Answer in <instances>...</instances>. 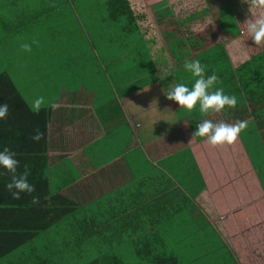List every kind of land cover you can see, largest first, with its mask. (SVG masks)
I'll use <instances>...</instances> for the list:
<instances>
[{
    "label": "crops",
    "instance_id": "crops-1",
    "mask_svg": "<svg viewBox=\"0 0 264 264\" xmlns=\"http://www.w3.org/2000/svg\"><path fill=\"white\" fill-rule=\"evenodd\" d=\"M140 1L156 31L143 34V51L129 42L122 63L112 64L109 58L104 62L103 50L100 57L95 53L92 41L80 51L88 63L77 58L73 47L23 53L22 42L41 45L48 37L62 43L59 20L29 12L44 9V2L0 0V53L11 52L19 62L0 60V73L9 74L17 87L25 61L35 64L36 82L17 88L30 109L39 92L45 99L41 109H50V191L76 211L58 225L73 231V245L86 248L82 256L88 264H142L137 249L145 243L155 254L193 264L196 251L202 257L211 253L207 227L211 238L222 242L226 237L232 264H264V164L256 162L264 160V118H246L248 127L237 143L214 147L193 136L196 126L204 119L233 124L239 119L236 108L205 116L199 106L191 112L181 109L163 92L172 82H194L183 67L186 59L200 60L207 73L223 62L217 71L228 79L261 55L264 45L254 44L243 23L251 15H264V9L252 7L250 13V0L249 6L243 0L195 5L183 0L167 5L170 15L156 16L148 0ZM222 84L226 90V82L218 87ZM44 118L12 108L0 121V134L5 133L0 151H42L43 140L30 137L36 129L43 131ZM20 132L23 137L16 135ZM2 179L7 181V175ZM58 233L51 242L65 240ZM31 261L23 256L9 264ZM62 263L73 264V256L61 258Z\"/></svg>",
    "mask_w": 264,
    "mask_h": 264
},
{
    "label": "trees",
    "instance_id": "trees-1",
    "mask_svg": "<svg viewBox=\"0 0 264 264\" xmlns=\"http://www.w3.org/2000/svg\"><path fill=\"white\" fill-rule=\"evenodd\" d=\"M142 4L140 0H108L107 10L112 23H120L125 18L126 23L123 26V30L127 29L125 33L132 34L138 31L141 40L144 42L143 34L147 36L156 29L147 23V14ZM222 63L218 62L220 64L218 68L222 66ZM217 70H211V73L206 72V74L211 75L215 72L220 81L227 84V88L224 90L225 94L236 96L238 101L236 112L238 113L237 118H239L237 121H245L246 118L253 116L257 122H260V119L264 118V52L233 70L234 74L232 73L228 79L223 77L222 73H218ZM234 79L237 80L236 84L232 82ZM192 83L189 87L192 86ZM218 86L219 84L216 87ZM221 87L224 89L223 84ZM4 103L9 105L10 112L12 108L15 111H22L24 108L31 112L11 76L5 72L0 73V104ZM39 114L46 116L43 128L45 133L43 150L39 152L34 149L29 152L23 149L14 151L20 165L18 172L22 173L25 166L29 168V182L35 186L36 191L30 195L21 194V199H14L6 188L7 183L11 180V174L0 166V264L12 263L15 259L23 256L32 258L30 264H59V260L64 257L67 258V256H73V264H88L82 256V251H85L86 248L82 247V244L73 245L75 237L73 231L66 232L67 225L61 227L58 225L67 217H73L76 211H74L73 204L69 200L58 194H52L50 191L48 181L50 109H41ZM20 134L22 132L16 133L18 137L24 136ZM18 137H15L17 143ZM3 138H5L4 131L0 134V140ZM1 174L7 175V181L1 180ZM260 178L264 181V176L260 175ZM33 196H39V204L32 203ZM63 230L65 232H61ZM57 231H59L57 235L63 236L65 240L53 243L50 239L56 237ZM42 237L47 239L43 241ZM40 240L46 243L42 247H38ZM37 242L39 244H36ZM154 250L155 248L150 243H145L137 249L142 264H178L173 255L155 254ZM113 264L123 263L115 260Z\"/></svg>",
    "mask_w": 264,
    "mask_h": 264
},
{
    "label": "rangeland",
    "instance_id": "rangeland-1",
    "mask_svg": "<svg viewBox=\"0 0 264 264\" xmlns=\"http://www.w3.org/2000/svg\"><path fill=\"white\" fill-rule=\"evenodd\" d=\"M31 5H36L37 3L44 2L46 7L44 9H29L34 13H42L43 16L40 18H54L59 20V37L60 40L63 38L62 43L53 44L49 38H44L43 43L38 45V41H32L28 44L31 45L33 53H37L38 49L44 48L53 50L52 48H59L62 51L64 49L77 50V58L84 60L88 56H82V51L84 48H89V42H93V47L95 53L101 56V50L107 55L104 58V62L109 58L112 64H120L123 60V50L127 48L126 44L130 42V46L135 48V50L143 51L146 46L141 40V36L138 31L133 32L132 34H126L127 29L123 30V26L126 23L125 18L120 23H112L108 16L107 2L108 0H25ZM150 7L156 16H167L170 15L169 5L172 1H183V0H164L158 2V0H148ZM191 5L200 4L201 0H188ZM196 13V12H195ZM194 13V14H195ZM228 26V25H227ZM86 37V38H84ZM88 38V40H87ZM25 43V42H23ZM88 44V45H87ZM8 50L17 48L16 46L7 45ZM134 50V51H135ZM25 53L24 51H22ZM111 57H108L110 56ZM139 56V55H138ZM141 58V57H140ZM0 60L8 62L11 64H18V58L11 52L0 53ZM116 62V63H115ZM86 63V61H85ZM35 64H28V60L25 61L24 65L21 68L25 72L22 73L23 78L22 82L16 83L17 87L22 91L23 87L27 81L33 80L36 82L35 77L37 73L34 72L33 66ZM2 68V63H0V69ZM41 97L42 92L38 93ZM258 164H264V160L256 159ZM211 231L207 227L206 229V241L210 244L211 252L206 257H202V251H196L194 254L195 259L190 260V263L193 264H232L229 254V246L226 237H222V242L217 241V238H211ZM54 239V237H51ZM47 238L42 237V240ZM40 240L36 244H39L38 247L44 246L46 243ZM214 247L212 248V246ZM213 250V252H212ZM197 258V259H196ZM211 262L209 263V260Z\"/></svg>",
    "mask_w": 264,
    "mask_h": 264
},
{
    "label": "clouds",
    "instance_id": "clouds-1",
    "mask_svg": "<svg viewBox=\"0 0 264 264\" xmlns=\"http://www.w3.org/2000/svg\"><path fill=\"white\" fill-rule=\"evenodd\" d=\"M243 2L247 3L246 0H243ZM250 5L248 4V11L250 13L252 7L264 9V0H250ZM243 24L246 25L247 32L254 44L256 46L264 45V15L259 17L251 15ZM20 48L24 52L32 51V47L28 43L22 42ZM183 67L191 74L194 82L191 87L183 82H172L167 92L163 90L164 95L169 101H175L181 109H186L189 112L199 106L200 113L205 116L210 113H221L226 108L235 109L237 107L238 101L235 95L225 94L222 87H216L219 83H222L218 75L215 72L211 75L206 74L207 65L202 64L198 59H186ZM44 104V97H38L33 101L31 110L34 114H39ZM51 107L55 109L57 105L53 104ZM9 114V105L7 103L0 104V121L6 120ZM247 127V121H237L229 124L224 121L214 123L210 119H204L196 126L193 136L206 138L207 143L214 147L233 145L238 142L241 133ZM44 138L45 133L40 129H36L30 137L36 143H39ZM0 166L11 174V180L7 183L6 188L14 199H21V194L30 195L36 191L35 186L29 182V168L25 166L22 173L18 172L20 165L15 152L8 148L0 151ZM32 203L39 204V196H33Z\"/></svg>",
    "mask_w": 264,
    "mask_h": 264
}]
</instances>
